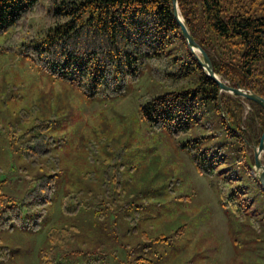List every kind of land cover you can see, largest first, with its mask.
Segmentation results:
<instances>
[{
	"label": "rangeland",
	"instance_id": "1",
	"mask_svg": "<svg viewBox=\"0 0 264 264\" xmlns=\"http://www.w3.org/2000/svg\"><path fill=\"white\" fill-rule=\"evenodd\" d=\"M24 47L23 39L0 33V195L5 205L19 204L36 177L52 173L56 188L38 228H0V248H6L0 264H40L49 227L70 224L79 234L55 252L52 264H138V257L139 264H264L263 240L249 239L245 223L218 203L212 178L195 170L183 139L152 132L138 119L139 103L168 82L144 73L124 93L99 87L90 94L37 69L22 56ZM36 120L50 122L46 134L58 142L50 149L57 165L46 158L36 165L20 150V135ZM246 155L250 166L252 151ZM235 174L264 206L257 173L238 163ZM35 215L22 217L34 223ZM158 235L173 238L152 242Z\"/></svg>",
	"mask_w": 264,
	"mask_h": 264
},
{
	"label": "trees",
	"instance_id": "2",
	"mask_svg": "<svg viewBox=\"0 0 264 264\" xmlns=\"http://www.w3.org/2000/svg\"><path fill=\"white\" fill-rule=\"evenodd\" d=\"M176 1L213 73L228 86L264 99V0ZM31 17L38 20L36 25L29 23ZM5 31L24 40L21 54L37 69L90 94L99 87L124 93L144 73L168 82L163 92L147 94L139 103L138 119L152 132L164 130L169 137H181L180 147L195 170L212 178L218 203L237 222L245 223L249 239L264 242V206L247 179L235 174L238 163L245 169L253 164L252 157L249 166L246 150L258 143L264 113L251 101L219 92L204 76L175 24L170 0H0V33ZM179 81L184 82L182 88ZM244 107L248 110L241 120ZM49 128V121L36 120L20 135V150L36 165L41 158L57 165L50 149L58 142L46 134ZM105 169L101 186L106 190L110 176ZM56 176L36 177L19 204L5 205L0 195V228H38L55 191ZM105 190L103 196L108 198ZM259 194L264 198L263 192ZM61 209L68 212L63 204ZM33 210L37 221L31 223L22 214ZM78 234L75 224L49 227L47 247L38 254L40 264H52L55 252ZM170 238L158 235L152 242Z\"/></svg>",
	"mask_w": 264,
	"mask_h": 264
},
{
	"label": "water",
	"instance_id": "3",
	"mask_svg": "<svg viewBox=\"0 0 264 264\" xmlns=\"http://www.w3.org/2000/svg\"><path fill=\"white\" fill-rule=\"evenodd\" d=\"M170 3H171L172 16L175 21V24L180 30V34L184 40L186 47L188 48L190 54L192 55L194 61L196 62L200 70L203 72L204 76L217 86L219 92L234 97H239L247 101H251L256 105H258L264 113L263 98L257 96L256 94H254L249 90L232 88L227 84H225L220 79H218V76H216L213 73L212 66L208 56L193 41L188 30L186 29L183 20L180 14L178 13L177 1L170 0ZM260 155H262V160L260 159ZM252 157H253V164L251 170L253 171V173H257V177L255 178V180L257 181L261 192L264 193V129L258 138L257 145L252 147Z\"/></svg>",
	"mask_w": 264,
	"mask_h": 264
},
{
	"label": "bare ground",
	"instance_id": "4",
	"mask_svg": "<svg viewBox=\"0 0 264 264\" xmlns=\"http://www.w3.org/2000/svg\"><path fill=\"white\" fill-rule=\"evenodd\" d=\"M179 13V12H178ZM217 76V75H216ZM218 79H220L219 77H218ZM221 80V79H220ZM222 81V80H221ZM224 82V81H223ZM225 84H227V82H224ZM228 85V84H227Z\"/></svg>",
	"mask_w": 264,
	"mask_h": 264
}]
</instances>
